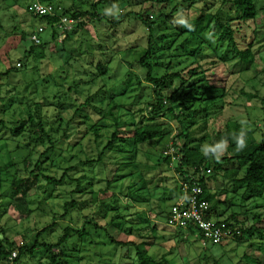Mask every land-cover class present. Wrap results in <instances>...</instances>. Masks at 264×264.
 <instances>
[{
    "label": "rangeland",
    "instance_id": "1",
    "mask_svg": "<svg viewBox=\"0 0 264 264\" xmlns=\"http://www.w3.org/2000/svg\"><path fill=\"white\" fill-rule=\"evenodd\" d=\"M27 1L0 0V73L13 67L18 69L9 75H0V122L4 125L0 126V238L27 248L17 264H48L43 249L31 254L29 249L36 240L38 244H55L67 227L76 230L84 227L86 231L83 239L74 235L60 246L68 264H138L134 247L116 242L135 245L143 242L156 261L164 257L167 264H264V237L258 234L247 235L239 243L230 240L222 245H209L204 250L191 235L179 236L177 231L164 226V208L168 210L178 198L169 199L177 195L178 184L176 191L174 175L158 159L164 147L142 144L138 154L130 159L129 147L124 146V152L106 153L101 166H84L86 159L96 158L104 146L103 134L109 135L113 130L112 124L104 119L108 128L101 130L102 137L97 143L91 128L104 116L102 111L110 96L119 106L113 117H120L122 123L129 120L131 112H135L138 120L137 111L147 112V104L152 100L151 88L144 82V69L138 64L146 47L147 32L129 14L147 12L153 16L150 18L154 22V48L156 56L162 57L155 74L161 76L169 62L167 57L177 54V46L186 38L179 35L185 12L189 19L201 11L214 13L221 0H190L187 11L180 10L184 0H176L179 6L173 1L157 16L156 11L163 6L152 0H123L114 6L101 4L98 13L106 19L85 18L82 26L66 34L60 43L49 41L46 48H36L35 56L25 61L23 52L33 46L31 35L38 27H45L39 18L25 11ZM78 1L82 3V11L91 12L92 2L105 0ZM187 5L185 2L182 6ZM256 7L258 16L254 23H242L233 12L231 14L238 47L245 49L252 45L254 64L250 69L242 70L237 60L212 68L213 60L217 56L222 58L226 51L223 45L215 55L212 53L216 40L208 41L209 50L205 46L197 61L208 70L207 81L219 89H226L222 100L206 103L209 135L223 130L227 121H236L250 131L256 141L264 137V0H257ZM169 14L173 19L167 21L166 27L160 26ZM173 26L179 29L174 30ZM254 27L258 31L256 37ZM20 34H24L25 40H21ZM40 37L42 41L47 39L48 32ZM195 46V42H191L186 49L192 50ZM227 55L230 57L231 53ZM19 62L21 67L16 66ZM98 63L107 64L105 78L97 74ZM171 63V73L183 69L185 73L196 64L187 57ZM151 64H155L153 59ZM178 86L179 81L175 80L165 94ZM34 104L41 106L45 131L54 142L52 151L44 154L50 147L47 139L34 144L27 130L19 136L10 133L19 121L26 120L27 106L34 114ZM173 109L180 112L179 104H174ZM56 116L60 125L55 122ZM201 118H196L198 124ZM53 130L58 133H51ZM200 133L198 131L195 136ZM131 135L132 129L127 126L118 129L121 138ZM209 141L207 138L202 144L203 153ZM37 161L41 163L36 168ZM130 161L134 164L132 170L125 166ZM32 170L36 178H30ZM61 176H64L61 184L46 182V178L58 180ZM20 179L36 184L28 193L25 214L12 204V183ZM140 179L152 180L149 192L136 191ZM156 184L158 189H154ZM208 187L217 193L218 200L230 202L229 206H220V221L233 212L237 216L231 223L243 228L257 225L264 235V201L245 203L241 191L220 177L208 181ZM130 191L135 194L132 198L127 197ZM73 201L77 205L69 204ZM153 225H157L154 233L151 232ZM47 226L52 227L36 237ZM54 252L58 254L57 249ZM0 264L8 262L0 257Z\"/></svg>",
    "mask_w": 264,
    "mask_h": 264
},
{
    "label": "trees",
    "instance_id": "2",
    "mask_svg": "<svg viewBox=\"0 0 264 264\" xmlns=\"http://www.w3.org/2000/svg\"><path fill=\"white\" fill-rule=\"evenodd\" d=\"M13 1L16 2V0ZM122 1L123 0H105L92 2L91 12L82 11V3L80 1L77 5L79 8L76 10L71 11L63 10L62 8L61 9L63 15H67L72 18H80L83 20L87 18L92 20L98 17L99 19H106L104 15H100L98 13L99 6H101V4L114 6L118 3H121ZM173 1L176 0H165L162 3L153 2L152 0V3L163 6V8L159 6L160 9L156 11L155 16L161 14L169 4L173 3ZM256 1L257 0H221L220 7H218L214 13H206L201 11L192 19L187 18L185 12L184 24L182 27L183 30L176 28V26H173L174 28L172 27V29H179V31H181L179 35L183 34L186 38L181 42V44L177 46L176 50L179 52L175 55L172 54L167 57L169 62L161 76H157L155 74V68L160 66V60L162 57L158 58L156 56L154 48V22L152 21V18H150L153 16H149L147 12L144 14L141 12L132 14L130 13L129 15H133L143 25L147 32L146 47L144 49L143 55L138 60V64L144 69V82L151 88L152 100L147 104V112L142 109L137 111V113L140 114L138 120L135 119V112H131L129 115V120L125 123H122L120 122V117H113L114 111H117L119 106L113 101L112 96H110L105 108L102 111L104 116H102L101 119H99L98 122H96L91 128L93 129L95 142L97 143L102 137L100 133L101 130L108 128V126L105 125L106 121H109L110 124H112L113 130L109 135L103 134L106 139L105 144L101 150L98 151L97 157L94 159L87 158L84 163V166L92 167L95 164L101 166L104 161L103 157L106 153L117 150L119 152H124V146L129 147V150L127 151L130 152L129 158L131 159L138 154V147L142 144L154 143L161 146L162 148L164 147L165 150L168 144L172 143L176 149V154H178L179 157L177 163L175 164L174 172L179 174V179L182 181L190 183L194 182L202 188L204 193L203 199L207 200L210 205L211 218L215 219L219 223L222 222L227 226L233 228L236 227L240 230L242 237L232 240L237 243L242 242L245 236L248 237L258 234L260 237H264V235L262 234L261 228H258L257 225L243 228L238 224L231 223L235 221L237 216L233 212L228 218L220 221L222 216L218 213L220 206H229L230 202H221L218 200L216 198L217 193L215 194V192H212V190L208 187V181L215 180L217 177L222 178L223 181H230L235 185L237 190L241 191V198L245 203L250 201L253 203L256 201H264V137L262 136L261 140L256 141L252 133L236 121H227L223 130L212 133L211 135L207 134L209 107L206 105V103L214 99L222 100L226 96V89L225 87L219 89L207 81L206 74L208 70L203 69L197 63V61L204 51L203 48H205V46L209 50L208 41L216 40L215 47L211 49L212 53L215 55L223 45H225L226 51L222 58L217 56L216 59L213 60L214 63L212 64V68H214L216 65H225L227 63L233 62L234 60H237L240 63L242 70H248L253 66L254 55L251 52L252 45H249L245 49H240L238 47V44L235 40L237 30L233 28L234 18L231 14L233 12L237 20H240L242 23L250 21L254 23L258 16ZM185 2H187L188 5L183 7L182 5H185ZM189 2L190 0L182 1L180 10L184 9L183 11H187L191 6V3ZM175 3H177V1ZM25 6H27V4ZM177 6H179L178 3ZM225 6H228V10H225ZM262 11L264 16V9H262ZM39 19L42 21V23H45V29L43 28L44 31L49 30L50 39L55 41L60 34L54 26L56 19L50 17H42ZM171 19H173L171 15H167L164 21L161 22L160 26L166 27L168 24L167 21ZM111 23L115 24V22L112 20ZM186 24H190L192 26L191 30L185 26ZM81 26L82 24L76 28H80ZM253 34L255 37L258 35V31L255 27L253 29ZM20 35L21 40H25L23 37L24 34ZM191 42H195L196 46L192 50L186 49L187 45ZM47 44L48 42L42 41L41 37L39 44L32 43L33 46L29 47V50L27 49L23 52V58H25V61L35 56L34 51L36 48L43 50L46 48L45 45ZM165 48L168 49L167 45ZM229 52L231 53L230 57L227 55ZM186 57L191 58L196 63L194 67L189 68L185 73L183 72L184 69L172 73L169 71L172 65L171 61L175 59L178 61L179 59H185ZM152 59L155 61V64L153 65L151 64ZM165 60L167 61L166 58ZM19 65L21 67L20 62ZM14 69L18 70L15 67L9 68L6 69L2 74L0 73V75H9ZM96 70L100 78H105L108 72L107 64L98 63L96 65ZM175 80L179 81V86L173 92H170L168 95H166L165 93L172 86V83ZM85 103L87 104V100ZM176 103L179 104L180 112H176L173 109V105ZM33 107L35 108L34 114L33 111H31L30 106H27L28 112L26 120L19 121L18 124L10 129V133L14 136H19L27 130V134L30 139L32 138V142L34 144L37 142H42L43 139H47L50 147H48L45 152H43L44 154L52 151L54 142L51 140V137L47 135L48 132L45 131L46 126L43 122L41 106L39 104H34ZM197 117H202L199 120L200 124H198L196 119ZM55 119L56 124L58 123L60 125L61 122L57 119V116ZM104 119L106 120L105 122H103ZM0 126H4L2 125V122H0ZM121 126H127L131 128L132 135L124 138L119 137L118 129H120ZM58 130H53L51 133L56 134L58 133ZM198 131H201V133L199 136H195ZM207 138H209L210 141L209 147L205 152L207 155L206 156L204 155L203 151H201V148L202 144L207 140ZM237 138L244 139L246 147H244L243 150L237 149ZM223 140H226L227 148L220 159L217 160L215 155H218L220 150L216 149V145L223 143ZM163 151L160 152L158 159L170 170V172H172L169 167L170 158L164 156ZM40 163V161H37L34 166L37 168L38 164ZM125 166L129 167L131 170L134 168V164H132L131 161L126 163ZM33 171L34 170L29 172L30 178L37 177V175L33 176ZM207 171L210 172L209 175H205ZM128 176L131 177L132 174H129ZM63 177L64 176H61L58 180L46 178V182L61 184ZM82 179L83 176L81 180ZM139 181V189L136 191L140 192L142 190H146V192H149L150 189L148 186L152 180L148 182L146 180L140 179ZM76 182L80 183L81 181L76 180ZM176 185L177 182H175V189L177 191ZM35 186V182L27 179L13 181L12 204L18 211H21L24 214L28 212V193L33 190ZM158 188L159 186L157 184L154 185V189ZM133 193L134 192L130 191L127 194V197L132 198L135 196ZM177 197L178 192L176 196H173L169 199L172 200L176 199ZM75 203L76 202L73 201L69 204L73 206L77 205ZM169 208L168 210L164 208L165 217L169 211ZM90 223L91 222H86V224ZM52 226L43 228L37 233L36 237H39L41 233L48 231ZM164 226L168 228L165 225V221ZM94 227L99 226L95 225ZM156 229L157 225H153L151 227V232L154 233ZM168 229L172 230L170 228ZM173 231H177L176 234L179 236H183V234H185L186 236L191 235L195 238V240H198L199 238V235L193 229H189L187 232L174 229ZM85 234L86 231L84 230V227L81 228V230L67 227L63 230L62 235L55 244H38L36 240L31 249H29V253L31 254L37 249H43L44 255L48 260V264H68V262L64 259L63 252L60 250V246L67 242L71 236L76 235L80 239H83ZM106 235L112 242V238H110L108 234ZM116 244H121L122 246H133L138 264H167V260H165L164 257L160 261H156V259L149 253V246L143 242L137 245L130 242H116ZM207 247L203 249L206 250ZM54 249L58 250V254L54 252ZM14 251L17 252V264L19 256L25 253L27 248L21 245L17 246L14 241H9L6 238H0V257L7 261L8 256Z\"/></svg>",
    "mask_w": 264,
    "mask_h": 264
},
{
    "label": "built area",
    "instance_id": "3",
    "mask_svg": "<svg viewBox=\"0 0 264 264\" xmlns=\"http://www.w3.org/2000/svg\"><path fill=\"white\" fill-rule=\"evenodd\" d=\"M26 12L35 18H55V28L59 31L58 42L65 38L77 26L83 23V19L72 18L62 14L60 6L43 3L41 0H28ZM44 32L43 27H38L31 35L30 40L34 44L40 43L39 36ZM20 67L19 63L16 64ZM163 155L170 158L169 167L178 184V198L170 206L165 217V225L174 230L187 232L193 229L199 235L198 241L202 248L208 245H222L235 238H241L242 233L236 227H230L210 217V205L203 199V190L196 183L185 182L179 179V174L174 172L175 164L179 157L176 149L169 143L163 151ZM17 252H12L8 258V264H16Z\"/></svg>",
    "mask_w": 264,
    "mask_h": 264
},
{
    "label": "crops",
    "instance_id": "4",
    "mask_svg": "<svg viewBox=\"0 0 264 264\" xmlns=\"http://www.w3.org/2000/svg\"><path fill=\"white\" fill-rule=\"evenodd\" d=\"M41 1L43 3H46V4H53V5H56V6H60L63 10H71V11H73V10H76L77 8H79V6H77L78 3H79L78 0H41ZM26 4L27 3H25V5ZM40 27H42V26H40ZM47 32H48V37H47V39H45L43 41H46V42L49 43V41H52V40L50 39V31L49 30H45L44 31V33H47ZM55 41L57 42L58 38Z\"/></svg>",
    "mask_w": 264,
    "mask_h": 264
},
{
    "label": "clouds",
    "instance_id": "5",
    "mask_svg": "<svg viewBox=\"0 0 264 264\" xmlns=\"http://www.w3.org/2000/svg\"><path fill=\"white\" fill-rule=\"evenodd\" d=\"M185 26L188 27L190 30L192 28V26L190 24H186ZM236 146H237V149L243 150V148L246 147V143H245L244 139L243 138H237ZM226 148H227L226 140H223V143L216 145V149L220 150L219 154L215 155V158L217 160H219L220 157L224 154V152L226 151ZM216 149H214V150H216ZM204 155H206V154L204 153Z\"/></svg>",
    "mask_w": 264,
    "mask_h": 264
}]
</instances>
